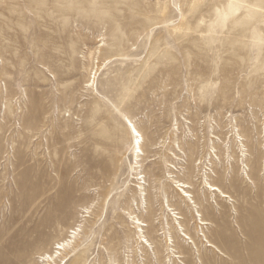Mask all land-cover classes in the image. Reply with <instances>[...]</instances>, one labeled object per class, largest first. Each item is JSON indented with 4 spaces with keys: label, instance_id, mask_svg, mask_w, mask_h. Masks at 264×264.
Wrapping results in <instances>:
<instances>
[{
    "label": "rangeland",
    "instance_id": "374dc122",
    "mask_svg": "<svg viewBox=\"0 0 264 264\" xmlns=\"http://www.w3.org/2000/svg\"><path fill=\"white\" fill-rule=\"evenodd\" d=\"M0 264H264V0H0Z\"/></svg>",
    "mask_w": 264,
    "mask_h": 264
},
{
    "label": "bare ground",
    "instance_id": "6f19581e",
    "mask_svg": "<svg viewBox=\"0 0 264 264\" xmlns=\"http://www.w3.org/2000/svg\"><path fill=\"white\" fill-rule=\"evenodd\" d=\"M132 128L135 132V144H136V147H137V153L138 154H141L143 152V149H142V146H141V142H140V137H142V135L139 133V131L137 130V128L135 127V125L132 124ZM137 133V134H136ZM142 185V184H141ZM213 190H220L219 187L213 185ZM187 192L185 191V196H187ZM226 195V193L224 194ZM138 219V222H139V218ZM139 225H143L139 222ZM52 227V224H48L46 223L45 225H43V228L45 229H50ZM73 233H75V231H72ZM140 232H144L141 228H140ZM141 237H143V239L141 240L142 242H148V239H145V235H141ZM66 244H67V241L63 240L62 242H58L57 243V248L60 250V252H57V256L59 255H62V251L61 250H64L66 248ZM52 256V255H51Z\"/></svg>",
    "mask_w": 264,
    "mask_h": 264
}]
</instances>
